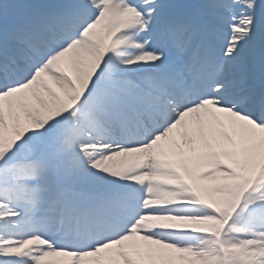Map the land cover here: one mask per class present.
I'll return each mask as SVG.
<instances>
[{"label": "snow or ice", "instance_id": "1", "mask_svg": "<svg viewBox=\"0 0 264 264\" xmlns=\"http://www.w3.org/2000/svg\"><path fill=\"white\" fill-rule=\"evenodd\" d=\"M0 264H264V0H0Z\"/></svg>", "mask_w": 264, "mask_h": 264}]
</instances>
